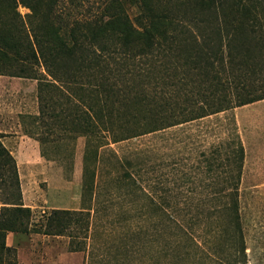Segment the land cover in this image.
I'll return each instance as SVG.
<instances>
[{
  "label": "trees",
  "instance_id": "1",
  "mask_svg": "<svg viewBox=\"0 0 264 264\" xmlns=\"http://www.w3.org/2000/svg\"><path fill=\"white\" fill-rule=\"evenodd\" d=\"M20 6L28 11L22 13ZM138 7L131 17L121 0H0V66L11 62L13 75L38 80L37 119L47 113L53 126L62 123L76 136L85 135L89 153V146L264 98V0H140ZM53 93L63 96L57 102L61 110L74 107L73 116L67 110L61 118L53 103L52 111L46 109L49 104L43 101ZM222 124L227 135L204 153L212 181L206 184L205 200L200 205L199 199L193 201L196 208L202 206L191 214L194 226L185 225L177 202L167 216L169 233L167 222L160 223L159 231L171 243L157 248L163 260L155 264L205 258L248 264L239 214L245 148L234 115ZM6 166L11 187L0 198V264L11 250L9 231L60 235L83 218L88 229L92 204L54 208L35 226L33 210L23 202L17 162L0 142L1 182ZM89 175L94 179L95 169L86 165L84 201L94 194Z\"/></svg>",
  "mask_w": 264,
  "mask_h": 264
},
{
  "label": "rangeland",
  "instance_id": "2",
  "mask_svg": "<svg viewBox=\"0 0 264 264\" xmlns=\"http://www.w3.org/2000/svg\"><path fill=\"white\" fill-rule=\"evenodd\" d=\"M139 1L121 0V4L134 17ZM19 9L28 11L22 6ZM4 66H0V142L14 158L12 151L17 146H25L28 158L29 154L41 156L35 167L28 169L24 164L21 174L18 169L22 194L33 205L32 222L39 227L54 208L78 210L92 204L93 209L88 229L83 218L65 234L16 232L18 237L11 238V250L3 256V264H155L163 260L157 248L171 240L159 231L160 223L167 222L180 203L183 222L194 226L191 214L202 206L196 208L193 201L199 199L200 205L205 200L210 191L206 184L212 181L204 153L227 135L222 122L231 114L245 148L239 214L246 259L248 264H264V98L108 145L89 146L87 153L85 135L76 136L62 123L53 126L47 113L36 118L40 113L38 80L13 75L11 62ZM62 97L53 93L43 101L49 104L46 109L56 107L63 116L70 109H60L57 102ZM66 106L73 108L67 113L73 116L74 107ZM42 138L56 141L43 143ZM86 165L95 169L94 179L90 175L88 179L94 190L91 201L90 195L83 200ZM10 169L6 166L5 181H0L2 199L11 187ZM216 172L220 175L219 169ZM166 230L169 233L168 222ZM71 247L79 249L72 251ZM220 248L226 250L223 244ZM189 263L218 261L190 259Z\"/></svg>",
  "mask_w": 264,
  "mask_h": 264
},
{
  "label": "crops",
  "instance_id": "3",
  "mask_svg": "<svg viewBox=\"0 0 264 264\" xmlns=\"http://www.w3.org/2000/svg\"><path fill=\"white\" fill-rule=\"evenodd\" d=\"M16 151H12L13 154L15 155L16 158V162H17V167L19 169V173L21 174V168H23L22 166L24 164H27V168L31 169L33 167H35L36 163L38 161H41V156L39 155L38 157H34V156H30V158H28L27 156L24 155V150H25V146H17ZM34 157V158H33ZM25 161H28V163H26ZM23 202L25 204V206H33L30 202L29 199L27 198V196L23 193ZM0 208H1V204H0ZM33 210V209H32ZM16 232L13 231H9L7 234V244L11 245V238L12 240H14L15 238H17L18 236H15Z\"/></svg>",
  "mask_w": 264,
  "mask_h": 264
}]
</instances>
